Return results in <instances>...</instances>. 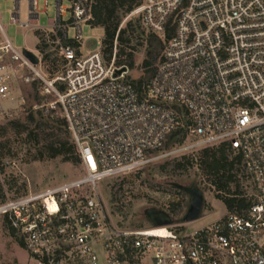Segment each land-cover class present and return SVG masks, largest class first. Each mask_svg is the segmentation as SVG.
<instances>
[{
    "label": "built area",
    "instance_id": "obj_1",
    "mask_svg": "<svg viewBox=\"0 0 264 264\" xmlns=\"http://www.w3.org/2000/svg\"><path fill=\"white\" fill-rule=\"evenodd\" d=\"M14 1L9 21L34 26L36 0H25V21L22 0ZM61 1L52 29L69 38L71 26L80 43L91 19L87 1L69 0L67 22ZM131 13L160 37L174 26L140 90L126 67L114 65L115 52L105 62L100 43L85 54L61 45L64 63L49 70L38 54L33 63L14 46L0 23V119L24 103L21 85L35 84L38 94L53 97L49 106H58L85 170L1 200L0 221L20 241L24 264H264V0H141ZM183 127L192 146H221L232 155L250 184L251 192L239 195L245 204L224 205L220 217L193 230L114 222L102 181L168 155L169 135Z\"/></svg>",
    "mask_w": 264,
    "mask_h": 264
},
{
    "label": "rangeland",
    "instance_id": "obj_2",
    "mask_svg": "<svg viewBox=\"0 0 264 264\" xmlns=\"http://www.w3.org/2000/svg\"><path fill=\"white\" fill-rule=\"evenodd\" d=\"M36 0V10L38 20L34 26L23 27L9 21L10 10L15 6L14 0H0V23L7 37L12 44L19 49H27L43 57L44 53H49V58L60 56L57 45L59 43L47 36L52 30L49 22L56 15V1ZM89 6L90 0H86ZM66 12L61 17L62 21H69L70 3L67 0L61 1ZM29 2L22 0L19 3V17L21 21L28 18ZM130 21L131 25L127 32L131 45L135 47L133 67L127 68L128 79L135 80L144 75L141 67L142 61L147 52L146 36L148 29L142 23L140 15L137 13L125 14L120 22V27L126 26ZM45 32L48 37V46L41 53L36 49L37 37L34 28ZM42 27V28H41ZM69 38L74 36V30L67 26ZM103 37L101 27H91L88 23L82 24V37L80 40V50L83 54L96 50ZM164 39V38H162ZM54 43V44H53ZM19 95V90H16ZM23 95V94H22ZM40 101L30 107L33 111L39 110L46 115L51 108H56L60 115V110L56 106L51 107L53 97L38 94ZM30 102L24 103L14 110L11 115L0 119V126L5 125L12 118H17L29 111ZM0 129V201L5 200L28 191H37L44 187L58 184L63 181L77 178L85 173L84 167L80 163L64 161L61 156L52 159L32 160V151L22 144L23 135L8 133ZM7 141V145L2 147V143ZM194 138L186 135L182 142H175L166 151L169 153L147 165L128 172L124 175L113 176L105 179L100 184L104 207L110 218L119 225L131 228H139L150 225L145 216V211L149 208L160 209L167 212L174 221L173 223L182 225L186 230H193L215 221L224 212V204L221 197H224L225 189L218 190L202 171L199 166V158L205 146H192ZM228 159L232 158L227 154ZM191 160V164L176 167L175 163ZM163 163H167L163 166ZM232 167L229 173L232 180L228 182L229 193L248 195L251 192L248 179L240 176V171ZM196 186L203 194L202 210L197 219L180 222L186 208L179 215H172L170 212L173 203H183L189 201L187 193L181 191L176 185ZM188 205V204H187ZM225 207V211H226ZM26 253L21 248L18 239L15 238L0 221V264H24Z\"/></svg>",
    "mask_w": 264,
    "mask_h": 264
},
{
    "label": "trees",
    "instance_id": "obj_3",
    "mask_svg": "<svg viewBox=\"0 0 264 264\" xmlns=\"http://www.w3.org/2000/svg\"><path fill=\"white\" fill-rule=\"evenodd\" d=\"M140 2L141 0H90L89 11L91 19L88 24L91 27H101L103 29L100 49L106 63L111 61L113 52H115L114 65L116 67H133L135 47L131 45L127 32L131 23L129 21L126 26L120 27V22L122 17L131 12ZM173 33L174 26L172 24L166 26L163 37L148 31L146 36L147 52L141 64L144 75L132 80L136 89L140 90L143 82L154 74L164 44ZM34 34L38 40L36 49L43 53L44 48L48 46V37L39 28H34ZM47 36L52 38V41L59 39L58 49L61 45H70L74 48L76 54L80 53L78 50L80 43L72 38H65L59 30L52 29ZM49 55V53H44L42 57L44 66L47 69L54 70L64 63L61 56L58 57L61 59L58 61L56 57L49 58ZM21 90L24 101L30 102L29 111L27 114L12 118L5 125H1L0 129L5 131L4 134L23 135L22 144L27 147L28 151H32V160L52 159L61 156L64 161L75 164L80 163L76 147L70 138L66 121L61 114H57L56 108H51L46 115L39 110L33 111L30 109L32 105L40 101L35 84H22ZM56 107L58 108V106ZM185 137V127L174 130L168 137L167 148L171 147L175 142H182ZM6 145L7 141L3 142L1 146L4 147ZM227 154V151L221 146L205 147L201 151L199 166L218 190L225 189V197H221V201L226 209L230 210L235 206L244 205L245 200L239 197L238 193H229L227 189L228 182L232 180V175L229 171L234 163L232 159H228ZM191 161L192 159L185 160V163L177 161L175 165L179 167L191 164ZM166 164L163 163V166ZM187 204V201L173 203L170 209L171 214L173 216L181 214ZM11 234L14 236L13 231H11ZM18 242L21 245L20 241Z\"/></svg>",
    "mask_w": 264,
    "mask_h": 264
},
{
    "label": "water",
    "instance_id": "obj_4",
    "mask_svg": "<svg viewBox=\"0 0 264 264\" xmlns=\"http://www.w3.org/2000/svg\"><path fill=\"white\" fill-rule=\"evenodd\" d=\"M22 52L31 62H38V57L33 51L23 49ZM119 72L120 70L116 71L117 74ZM176 187H178L181 191L187 193L189 197L187 208L183 216L180 218V222L197 219L202 210V192L194 185L182 186L177 184ZM145 216L152 226H164L172 224L174 222L167 212L160 209L149 208L145 211Z\"/></svg>",
    "mask_w": 264,
    "mask_h": 264
},
{
    "label": "crops",
    "instance_id": "obj_5",
    "mask_svg": "<svg viewBox=\"0 0 264 264\" xmlns=\"http://www.w3.org/2000/svg\"><path fill=\"white\" fill-rule=\"evenodd\" d=\"M42 28V27H41Z\"/></svg>",
    "mask_w": 264,
    "mask_h": 264
}]
</instances>
